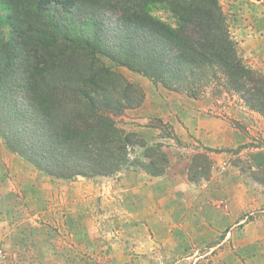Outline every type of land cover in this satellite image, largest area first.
Returning a JSON list of instances; mask_svg holds the SVG:
<instances>
[{
    "label": "rangeland",
    "instance_id": "obj_1",
    "mask_svg": "<svg viewBox=\"0 0 264 264\" xmlns=\"http://www.w3.org/2000/svg\"><path fill=\"white\" fill-rule=\"evenodd\" d=\"M216 1L264 76V0ZM103 61L144 94L117 120L145 147L112 177L59 180L0 138V264H264V117L220 85L195 99Z\"/></svg>",
    "mask_w": 264,
    "mask_h": 264
},
{
    "label": "trees",
    "instance_id": "obj_2",
    "mask_svg": "<svg viewBox=\"0 0 264 264\" xmlns=\"http://www.w3.org/2000/svg\"><path fill=\"white\" fill-rule=\"evenodd\" d=\"M161 8L172 24L152 15ZM103 59L195 99L220 85L264 117V76L239 59L216 0H0L6 149L59 180L128 169L145 146L117 119L144 94ZM147 157L161 175L163 155Z\"/></svg>",
    "mask_w": 264,
    "mask_h": 264
},
{
    "label": "crops",
    "instance_id": "obj_3",
    "mask_svg": "<svg viewBox=\"0 0 264 264\" xmlns=\"http://www.w3.org/2000/svg\"><path fill=\"white\" fill-rule=\"evenodd\" d=\"M241 222H242V221H241ZM241 222H238L237 225H238L239 223H241Z\"/></svg>",
    "mask_w": 264,
    "mask_h": 264
}]
</instances>
